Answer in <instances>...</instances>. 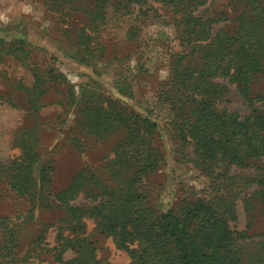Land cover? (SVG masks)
I'll use <instances>...</instances> for the list:
<instances>
[{"label":"trees","instance_id":"1","mask_svg":"<svg viewBox=\"0 0 264 264\" xmlns=\"http://www.w3.org/2000/svg\"><path fill=\"white\" fill-rule=\"evenodd\" d=\"M211 1L157 0L178 18V47L154 108L144 112L125 102L133 97L127 82H113L112 95L91 78L77 86L54 65H28L32 43L21 37L11 43L0 35V54L17 58L33 74L32 85L20 88L27 94L28 114L36 120L15 134L18 156L0 164V183L31 207L28 213L0 218V264H28L40 248L44 231L26 256H19L22 234L38 210L61 214L52 249L58 264H110L99 259L96 244L85 235L87 221L128 256L129 264H245L249 236L237 230V201L250 191L245 204L253 200L264 214V0H224L232 17L226 12L206 16L207 9L201 13ZM42 5L55 12L70 5L72 14L81 15L70 56L83 67H116L122 61L117 56L107 61L101 40L110 9L132 18L151 8L149 0H89L82 5L78 0H43ZM224 22L230 28L213 35L214 26ZM65 23L70 35L71 24ZM138 31L133 25L128 40L136 41ZM231 85L249 110L245 117L220 107ZM53 86L62 89L60 103L75 111L80 134L101 140L120 136L112 157L105 159L104 174L85 164L59 192L52 189L54 164L43 161L39 118L41 99ZM162 123L180 161L203 180L200 195L189 193L167 209L150 203L145 183L165 159ZM73 140L80 150L81 139ZM68 251L75 256L64 260ZM254 258L247 262L264 264V250Z\"/></svg>","mask_w":264,"mask_h":264},{"label":"rangeland","instance_id":"2","mask_svg":"<svg viewBox=\"0 0 264 264\" xmlns=\"http://www.w3.org/2000/svg\"><path fill=\"white\" fill-rule=\"evenodd\" d=\"M43 0H0V35L8 42L12 38H23L32 43L29 47L30 55L25 61L31 67L37 66L47 69L56 66L67 75L68 79L79 86L89 78L100 83L104 94L112 95L115 91L113 82L122 80L132 86L133 97L125 102L139 112L152 110L156 102L159 86L166 82L169 66L173 54L177 51L178 41L176 16L157 0H149L147 13L136 11L132 18L117 15L113 9L109 10L108 26L102 33V42L106 47L107 61L118 57L121 62L116 67L100 64L98 67H83L70 56L72 41L78 28L82 24L80 14H72L70 5L58 12L47 10L42 5ZM82 5L89 0H78ZM204 14H230L224 0H213L209 7L203 8ZM73 15L71 18L68 15ZM139 18L134 21V18ZM232 17V14H230ZM71 24V34L67 35L66 28ZM133 25L139 27L136 41H129L128 31ZM230 23H220L214 26L213 35L221 30H228ZM7 44V42H6ZM35 64V65H33ZM33 74L19 60L11 55L0 54V164L6 163L18 156L14 147V136L24 126H32L35 121L28 114L27 94L21 86L30 87ZM77 90V89H76ZM62 89L53 86L41 101L44 108L40 111L41 139L45 162H52L55 173L52 182L54 192L64 190L73 176L85 164L91 165L95 171L104 174L105 159L112 157V150L120 137L113 135L106 140L84 136L75 129V111H69L60 103ZM115 93V92H114ZM222 109L237 113L242 117L249 114L235 86H229V94L220 104ZM158 115V111L154 112ZM161 119L164 115L161 113ZM161 122V121H160ZM164 162L160 171L145 183L149 191L150 203L163 208H175L181 200L189 197V193L201 194L202 179L190 166L183 164L178 154L173 150V143L168 134V126L162 123ZM81 139L82 148H76L74 138ZM235 174H241L235 171ZM243 174V173H242ZM245 195L237 201V230L246 232L249 236L248 245L243 248V261L249 264V258H260L264 250V214L253 200L249 205ZM83 205L88 202L80 201ZM31 207L20 200L4 184L0 183V218L16 217L20 213L30 212ZM61 214L58 212L35 211L33 220L22 234V248L19 256L24 258L32 248L33 243L44 231V242L28 264H58L52 249L56 245V226ZM86 236L98 249V257L110 264H129L128 256L116 249L111 239L98 235L95 226L87 221ZM46 250L42 251L41 249ZM51 250V251H49ZM74 253L68 251L64 260L74 258Z\"/></svg>","mask_w":264,"mask_h":264}]
</instances>
